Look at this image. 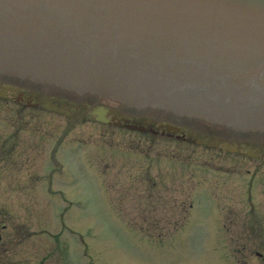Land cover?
<instances>
[{"label":"rangeland","instance_id":"obj_1","mask_svg":"<svg viewBox=\"0 0 264 264\" xmlns=\"http://www.w3.org/2000/svg\"><path fill=\"white\" fill-rule=\"evenodd\" d=\"M31 91L23 88L25 96ZM38 91L41 100L49 96L79 110L67 116L0 97V178L9 173L25 189L8 195L4 208L11 218L5 220L1 208L0 223L26 222L29 230L8 252L0 248V264H38L43 257L46 264H264V145L182 125L183 138L100 123L86 100ZM115 111L117 117L148 118L153 128L162 121ZM213 140L258 149L259 155L212 147ZM59 159L62 169L52 175ZM9 161L30 165L9 169ZM46 175L52 191L64 194V203L57 196L45 198L40 182ZM29 177L35 187L22 185ZM67 228L73 234H65ZM57 231L60 250L52 248ZM5 232L11 237L8 228ZM248 235L252 245L241 249L246 254L233 257L232 240ZM223 242L228 255L220 259Z\"/></svg>","mask_w":264,"mask_h":264},{"label":"water","instance_id":"obj_2","mask_svg":"<svg viewBox=\"0 0 264 264\" xmlns=\"http://www.w3.org/2000/svg\"><path fill=\"white\" fill-rule=\"evenodd\" d=\"M0 72L263 130L264 0H0ZM176 122L264 145L262 134Z\"/></svg>","mask_w":264,"mask_h":264},{"label":"flooded vegetation","instance_id":"obj_3","mask_svg":"<svg viewBox=\"0 0 264 264\" xmlns=\"http://www.w3.org/2000/svg\"><path fill=\"white\" fill-rule=\"evenodd\" d=\"M35 98L32 99V101H30L29 104H35ZM111 115V113H107V116ZM178 137V136H177ZM183 138V136H182ZM214 147H216V144H212ZM9 156L11 155V152L9 151ZM24 165H28V163H23ZM5 165H7V163L5 162ZM12 165H16L15 161H9V169H12ZM10 177H9V176ZM7 176L1 177L0 178V189H2V193H3V199H2V203L0 204V211L1 208L4 209V212L7 211V214L5 215V220H9L11 218L10 215V211L6 210L5 208H7V199H8V195L12 192V191H17V192H23L25 189L23 187H21V184L14 182L16 179L15 178H11V175L8 173ZM18 180V179H17ZM27 182L25 184L22 183V185H26V187L28 186V188H30L31 185H34L35 187V180L33 178H26L25 179ZM12 184L16 185V187H12ZM19 184V185H18ZM25 187V188H26ZM22 189V190H21ZM33 189V188H32ZM57 191V190H56ZM59 194L60 192L57 191ZM57 192H55L54 190L52 191V188L50 189V193L55 196L56 194H58ZM6 202V203H5ZM20 204V203H19ZM5 207V208H4ZM1 213H3V210L1 211ZM1 216V214H0ZM19 225V226H18ZM25 225V226H24ZM8 228L9 233L11 234V237L5 232V229ZM14 234V238L13 235ZM26 234V235H25ZM20 236V238H25L29 236V230H28V226L26 222L23 223H18L17 226H12V225H8L4 222L0 223V248L4 249L6 252H8L7 250L9 248L12 247L13 243L15 241L18 240V237ZM17 239V240H16ZM14 241V242H13ZM233 243H231V245L235 246V247H240V248H248L252 245V243H250V241L248 240V238L246 237V239L244 241H235L232 240ZM238 242V243H237ZM264 243V241H261L260 246H262ZM1 252V250H0ZM44 258V257H43ZM42 260H40V262L38 264H46L44 263V258ZM54 264H59V263H54Z\"/></svg>","mask_w":264,"mask_h":264}]
</instances>
